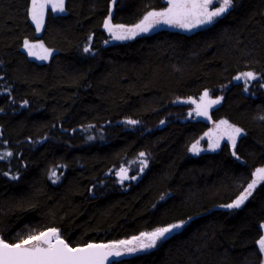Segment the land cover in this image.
<instances>
[{"label":"trees","instance_id":"trees-1","mask_svg":"<svg viewBox=\"0 0 264 264\" xmlns=\"http://www.w3.org/2000/svg\"><path fill=\"white\" fill-rule=\"evenodd\" d=\"M167 5L65 0L35 36L29 0H0V238L55 228L72 247L107 244L189 218L111 264H261L264 181L239 208L225 205L264 165V0H233L193 31L156 25L115 40L104 27ZM35 39L50 50L43 61L24 49ZM204 90L221 103L192 119L177 100ZM229 125L242 130L234 147ZM214 129L219 147L193 152Z\"/></svg>","mask_w":264,"mask_h":264},{"label":"snow or ice","instance_id":"snow-or-ice-1","mask_svg":"<svg viewBox=\"0 0 264 264\" xmlns=\"http://www.w3.org/2000/svg\"><path fill=\"white\" fill-rule=\"evenodd\" d=\"M64 2L65 0H31L30 15L36 25L37 31L43 26L44 13L47 6L50 4L53 12H63L65 10ZM214 4H218V6H213ZM168 5L163 11H149L140 23L131 27L112 25L110 18L104 21V27L111 33L112 39L115 40L134 38L136 35L146 33L161 23L191 30L201 25L213 23L217 17H221L231 9L233 0H168ZM24 47L28 49L29 55H36L32 51L36 47L43 49L44 55L38 57L41 60L47 59L48 55H50V50L45 49L43 44L34 45L25 40ZM90 51V46L84 48L85 53ZM241 76L246 77L247 80L257 79L253 72L242 73ZM240 78V76L236 77L237 80ZM208 96V91H205L200 98L201 102L203 103ZM189 102L196 103L195 101ZM219 102V99H208L203 108L200 104H197L195 109L196 115L206 116L207 107L218 104ZM189 115L191 116V113ZM127 123L134 125L138 122L128 120ZM220 123L227 125V121H221ZM228 127L231 129L229 139L232 141L234 147L236 137L241 134L242 130L231 125ZM198 145L199 141L192 145L193 152L199 151ZM210 147L214 150L216 147H219V143L216 142L210 145ZM7 155H11V153ZM140 156L143 157L145 154L140 153ZM141 164L144 167L147 166L146 161H141ZM52 174L55 176L54 171ZM117 175L120 176L122 181L127 179V169L121 168ZM253 176L254 179L248 184L247 188L235 201L225 205V207L230 209L239 208L251 195L257 183L264 181V168H258ZM132 178L135 179V177ZM182 224L183 222L156 228L152 232L141 233L131 240H121L111 244L89 243L83 247L70 246L60 238L58 230L55 228H50L47 231H41L39 233L33 232L18 242L13 243H9L0 238V264H106L110 256L122 255V248L126 249L129 253L154 248L158 241L165 239L175 229L181 228ZM261 227L264 228V225H261ZM53 239H55V242H53ZM257 244L259 250L264 253V235L260 237Z\"/></svg>","mask_w":264,"mask_h":264},{"label":"rangeland","instance_id":"rangeland-1","mask_svg":"<svg viewBox=\"0 0 264 264\" xmlns=\"http://www.w3.org/2000/svg\"><path fill=\"white\" fill-rule=\"evenodd\" d=\"M167 1H168V0H167ZM30 9H31V0H29L28 16H29V19H30V21H31V23H32V25H33V27H34V30H35V36H39L40 33H41L42 28H41L39 31L36 30V25H35V23L33 22L32 18H31V15H30ZM47 11H51V12L54 13V14H56V13H64V11H63V12H59V11H55V12H53V11L51 10V5H50V4H49V5L47 6V8H46L45 13H44V16H45V14H46ZM43 21H44V19H43ZM164 25H166V24H163V23L158 24V26H164ZM29 43H30V44H34V45H40V44H41L40 41H39V40H36V39L33 40V41H29ZM24 49H25V50L28 52V54H29L28 49H26L25 47H24ZM32 51L36 53V55H30L32 58H34V59H36V60H39V61H43V60H41V59L38 58L40 55H44L43 49H41V48H39V47H36V48L32 49ZM48 57H49V55H48ZM205 91H208L209 96H208V98H206V100L202 103L200 98H201V96L203 95V93H204ZM193 98H194V101H195L196 103H191V102H189V101L186 102V103L188 104V107H189V113H191V116H190V117H192V119H203L204 116H197L196 113H195V109H196V107H197V104H200L201 107L203 108L204 105L207 103V100H208V99H213V100H214V99H219L220 102H219L218 104H214V105H211L210 107H207V115H209L210 110H212L213 108H215L216 106H218V105L221 103L222 95L213 96V95L210 93L209 90H204L202 93H200L199 95H197V96H195V97H193ZM220 140H221V138H220V136H218V131H216V129L211 130L210 133L207 134V135L204 137V139H203V141H205V144L198 145L199 151L213 149L212 147H210V145L215 144L216 142H218V143L220 144ZM216 148H217V147H216ZM188 221H189V218L184 219V220L175 221V222L169 223V224H167V225H165V226H161V227H167V226L172 225V224H176V223H181V222H183L181 228H179V229H175V230L172 232V233H175V232L179 231L180 229H182V228L188 223ZM156 228H160V227H155V228H153V229L146 230V231H143V232H141V233L152 232V231H154ZM141 233H139V234H137V235H135V236H132V237L123 238V239H120V240H117V241H111V242H108L107 244H111V243H113V242H118V241H121V240H131L133 237L139 236ZM172 233H171V234H172ZM171 234H168L167 237H168L169 235H171ZM262 235H264V228H262V232H261L260 237H261ZM260 237H259V239H260ZM259 239H258V240H259ZM162 240H163V239H162ZM162 240H160V241H162ZM258 240H257V241H258ZM160 241H158L157 244H158ZM134 243H135V242H134ZM157 244H156V245H157ZM257 247H258V249H259L258 244H257ZM147 250H150V249H146V250H142V251H136V252H131V253H129V252H127L126 249H124V248L121 249V251H122V253H123L122 256H125V255H128V254L137 253V252H143V251H147ZM259 251H260V250H259ZM260 253H261V255H262V260H261L262 262H261V264H264V253H262L261 251H260Z\"/></svg>","mask_w":264,"mask_h":264},{"label":"water","instance_id":"water-1","mask_svg":"<svg viewBox=\"0 0 264 264\" xmlns=\"http://www.w3.org/2000/svg\"><path fill=\"white\" fill-rule=\"evenodd\" d=\"M106 19H109V17H106L105 18V20ZM197 28V27H196ZM195 28H192L191 30H187V31H193ZM187 101H194V98L193 97H191V98H188V99H183V98H181V99H178L177 100V102L178 103H183V102H187ZM258 168H264V165H262V166H260V167H258ZM257 168V169H258ZM120 169L121 168H119L116 172H115V177L117 178V179H119V180H121V178H120V176L119 175H117V173H119L120 172ZM125 169H127V176H128V173H129V169L128 168H125ZM256 169V170H257ZM256 172V171H255ZM127 179H124L123 181H126ZM122 181V180H121ZM237 199V198H236ZM236 199H234V201L236 200ZM262 228V227H261ZM48 230V229H47ZM47 230H44V231H47ZM60 236V235H59ZM60 238L61 239H63L61 236H60ZM64 240V239H63ZM65 241V240H64ZM53 242H55V239H53ZM97 244H105V243H97ZM83 246H85V245H83ZM83 246H74V247H83ZM121 256V255H120ZM120 256H115V255H113V256H110L109 258H108V261L106 262V264H110L112 261H115V260H117Z\"/></svg>","mask_w":264,"mask_h":264},{"label":"flooded vegetation","instance_id":"flooded-vegetation-1","mask_svg":"<svg viewBox=\"0 0 264 264\" xmlns=\"http://www.w3.org/2000/svg\"><path fill=\"white\" fill-rule=\"evenodd\" d=\"M169 5H167V7H168Z\"/></svg>","mask_w":264,"mask_h":264}]
</instances>
